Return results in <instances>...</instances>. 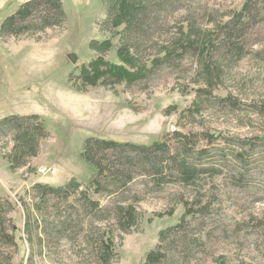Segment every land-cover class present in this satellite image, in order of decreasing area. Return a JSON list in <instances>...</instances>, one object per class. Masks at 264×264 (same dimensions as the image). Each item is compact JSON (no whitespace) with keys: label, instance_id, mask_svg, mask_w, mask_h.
I'll list each match as a JSON object with an SVG mask.
<instances>
[{"label":"rangeland","instance_id":"rangeland-1","mask_svg":"<svg viewBox=\"0 0 264 264\" xmlns=\"http://www.w3.org/2000/svg\"><path fill=\"white\" fill-rule=\"evenodd\" d=\"M25 1L0 0V25ZM60 1L66 15L62 26L0 37V119L36 114L50 134L39 143L38 155L22 168L10 170L0 150V235L7 219L14 232L7 234L13 235V242L0 241V264H28L31 246L24 227L32 206L41 201L38 187H57L70 179L87 184L93 172L82 158L87 138L149 146L164 140L170 144V138H175L173 132H178L195 135L197 148L208 146V141L224 148L264 135V10L254 29L253 38L259 42L221 49L223 46L216 42V25L225 22L230 13L239 12L245 0H191L196 22L205 25L196 26V31L202 30L200 38L180 57L175 72L160 73L142 90L119 83L88 86L79 92L69 78L78 76L81 67L97 56L94 47L104 38L98 23L105 18V8L102 0ZM180 14L173 18L175 25ZM212 21L215 24H210ZM69 54L75 55V64ZM103 57L117 63L114 51ZM219 99H225L224 103L217 102ZM12 135H0L4 153L12 149ZM234 153L241 152L236 149ZM258 159L264 163V154ZM229 178L227 174L211 191L216 193L215 219H222V223L227 222L224 215L233 217L237 207L252 200L236 190ZM159 188L163 190L151 183L145 188L139 186L135 199L129 200L139 219L130 233L115 234L113 264H142L154 251L159 233L184 218L173 187ZM255 208L264 212V204ZM234 214L239 222L245 219L242 212ZM256 234L247 236L244 231L228 239L220 234L218 242L199 256L198 263L214 264L226 252L225 264H264V255L255 246L262 247L263 234ZM41 236L42 248L34 241L35 255H41L34 264H69L62 260L51 263L48 257L82 254L83 246L75 242L48 245L44 234ZM75 263L91 264L90 259L82 263L79 258L73 259Z\"/></svg>","mask_w":264,"mask_h":264},{"label":"trees","instance_id":"trees-1","mask_svg":"<svg viewBox=\"0 0 264 264\" xmlns=\"http://www.w3.org/2000/svg\"><path fill=\"white\" fill-rule=\"evenodd\" d=\"M102 3L105 18L98 23V30L104 38L94 47L97 56L81 67L78 76L69 78L79 92L88 86L119 83L142 90L160 73L175 72L180 57L200 38L202 30L196 31V26L204 24L196 22L191 0H102ZM262 10L264 0H245L239 12L230 13L225 22L216 25V42L223 46L221 49L259 42L253 36ZM177 14L180 15L175 25L173 18ZM65 21L60 0H26L1 22L0 37L41 33L60 27ZM109 51H114L117 63L104 59ZM194 56L200 58L202 54ZM219 101L223 104L225 99ZM7 132L13 134L14 144L9 153H4L5 146L0 142V150L10 170L25 167L29 159L38 155L39 143L50 137L36 114L0 119V135ZM172 135L175 138H170V144L164 140L149 146L87 138L82 158L93 169L87 184L70 179L61 186L37 188L42 194L38 195L41 201L32 206L24 227L31 246L27 263L34 264L41 256L35 255L34 241L42 245L44 234L48 245L66 241L83 246L82 254L48 257L51 263L62 260L72 264L73 259L79 258L82 263L90 259L91 264H113L115 234L130 233L139 219L129 200L135 199L137 187L145 188L149 183L158 189L172 186L184 218L159 233L154 251L142 264H199V256L218 242L220 234L228 239L244 231L247 236L262 232L264 239V212L255 208L264 204V163L258 159L264 154V135L224 148L211 145L210 141L208 146L197 148L195 135L178 132ZM236 149L241 153L235 154ZM227 174L235 189L252 200L237 207L233 217L224 215L227 222L222 223V219H215L216 193L211 191ZM185 195L193 200L185 199ZM236 212L244 213L245 219L237 221ZM7 222L8 225L2 224L3 236L0 235L4 244L13 242V235H7L12 233L9 219ZM34 233L38 236L34 237ZM263 245L255 243L258 253L264 255ZM225 258L226 252L214 264H225Z\"/></svg>","mask_w":264,"mask_h":264},{"label":"water","instance_id":"water-1","mask_svg":"<svg viewBox=\"0 0 264 264\" xmlns=\"http://www.w3.org/2000/svg\"><path fill=\"white\" fill-rule=\"evenodd\" d=\"M69 60L71 61V63L75 64L76 63V57L74 54H69L68 55Z\"/></svg>","mask_w":264,"mask_h":264}]
</instances>
